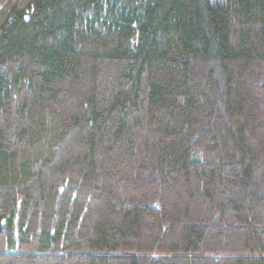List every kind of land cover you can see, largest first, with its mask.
Here are the masks:
<instances>
[{
  "label": "trees",
  "instance_id": "trees-1",
  "mask_svg": "<svg viewBox=\"0 0 264 264\" xmlns=\"http://www.w3.org/2000/svg\"><path fill=\"white\" fill-rule=\"evenodd\" d=\"M0 264H264V0H0Z\"/></svg>",
  "mask_w": 264,
  "mask_h": 264
}]
</instances>
